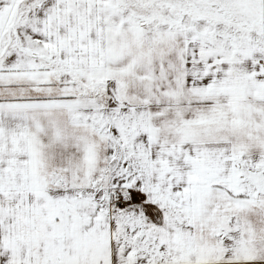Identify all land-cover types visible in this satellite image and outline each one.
Segmentation results:
<instances>
[{"label": "snow or ice", "instance_id": "snow-or-ice-1", "mask_svg": "<svg viewBox=\"0 0 264 264\" xmlns=\"http://www.w3.org/2000/svg\"><path fill=\"white\" fill-rule=\"evenodd\" d=\"M0 264H264V0H0Z\"/></svg>", "mask_w": 264, "mask_h": 264}]
</instances>
